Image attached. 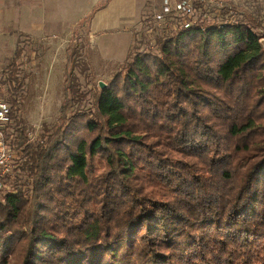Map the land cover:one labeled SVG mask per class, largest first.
<instances>
[{
  "label": "trees",
  "instance_id": "trees-1",
  "mask_svg": "<svg viewBox=\"0 0 264 264\" xmlns=\"http://www.w3.org/2000/svg\"><path fill=\"white\" fill-rule=\"evenodd\" d=\"M227 13L154 28L104 88L80 85L70 50L57 123L34 140L9 133L21 82L6 66L19 163L0 264H264V22Z\"/></svg>",
  "mask_w": 264,
  "mask_h": 264
},
{
  "label": "rangeland",
  "instance_id": "rangeland-1",
  "mask_svg": "<svg viewBox=\"0 0 264 264\" xmlns=\"http://www.w3.org/2000/svg\"><path fill=\"white\" fill-rule=\"evenodd\" d=\"M26 1H29V4L23 3ZM221 1L225 8L220 11H214L209 7L202 8L197 10L193 18L198 19L197 23L213 22L223 25L227 21L223 13L231 9V12L227 13L230 20L228 22L245 21L248 18L264 22V0ZM103 2L104 0H50L48 6L47 4L44 6L46 21L42 27L30 33L24 30L29 26L27 19L30 18L19 15L18 10L42 8V2L0 0V31H2L0 32V100L8 103L6 91L14 87V83H10L9 70L5 69L13 61L18 66L16 75L18 82H21L16 94L18 103L15 111L16 126L9 129L11 137L20 136L16 128H23L34 140L42 133L44 127L52 129L56 125L63 100L67 53L70 54V50L78 53V65L74 70L78 82L88 89L98 86L100 82H108L121 70L128 54L135 48L143 51L151 50L156 33L152 31L155 28L153 21L147 20L160 11L161 0H144L142 5L136 6L138 17L132 5L128 15L125 5L119 13L113 14V17L119 14L122 18L119 21L122 30L111 31L114 25L110 19H107L104 23L109 27L107 28L109 31L94 37L90 32V23L86 22L81 26H77V23L90 13L93 6ZM22 3L28 5L23 7ZM111 15L109 13L108 18ZM104 16L103 14L99 19ZM135 17L137 24L131 30H126L129 25L128 20ZM174 24L179 25L178 21ZM260 41L264 46V38ZM17 45L23 53L16 60Z\"/></svg>",
  "mask_w": 264,
  "mask_h": 264
},
{
  "label": "built area",
  "instance_id": "built-area-1",
  "mask_svg": "<svg viewBox=\"0 0 264 264\" xmlns=\"http://www.w3.org/2000/svg\"><path fill=\"white\" fill-rule=\"evenodd\" d=\"M209 7L214 11H220L226 6L221 0H161V9L147 21H153L156 29L166 27L176 30L175 22L178 21L180 27L189 28L196 18L197 6ZM229 13L231 9H228ZM11 123L10 106L6 101L0 100V193L6 191L7 179L13 177L18 167V157L16 152L6 142L4 135L5 127Z\"/></svg>",
  "mask_w": 264,
  "mask_h": 264
},
{
  "label": "crops",
  "instance_id": "crops-1",
  "mask_svg": "<svg viewBox=\"0 0 264 264\" xmlns=\"http://www.w3.org/2000/svg\"><path fill=\"white\" fill-rule=\"evenodd\" d=\"M33 1H41L42 2V8H35L34 9V8H30L28 6L30 9H32V11H29L30 10L29 8H28L29 10H27V11L25 10V8L18 10V14L19 15H21V16L24 15L25 17L30 18V20L27 19V22H28L29 26L24 28V30L26 32H30V33L33 30L39 29L40 27H42V25L46 21L45 20V17H46L45 14L46 13H45L44 6H45V4H47V6H48V4L50 3V0H33ZM98 1H100V0H98ZM143 1L144 0L137 1V2L136 1L132 2L131 0H110L108 5L104 9L98 11L94 15L93 19L91 20V22H90V32H91V34L94 35V37H96V36L99 37V35L101 33L108 32L109 30L107 28H109V27H107L106 24L104 23L105 21H107V19L108 20L110 19L111 22H113V25H114L113 28L114 29H112L111 31L122 30L121 26H119V21L122 18L120 17L119 14H117L116 16L113 17V14L119 13L120 9L121 8L124 9V6L126 5L127 9H128V15H130V10H131V5H132V9H134V11L136 13V17H138V15H137L138 8H136V6L142 5ZM153 1H155V0H153ZM23 3H28L29 4V1H26V2H23ZM30 4H31V2H30ZM27 5L23 4V7L27 6ZM39 9H40L41 12H39ZM139 9H140V7H139ZM109 13L112 14V15H111V17L108 18ZM103 14L105 16L102 17V19L101 18L99 19V17H101ZM136 17L135 18H130L128 20L127 24H129V25H128L126 30H131L133 28V26H135V24H137L135 22ZM46 19H48V18H46ZM100 24H104V25H100ZM36 26H38V27L36 28ZM20 29H22V28H20ZM0 32L2 33V31H0ZM130 36H131V34H130Z\"/></svg>",
  "mask_w": 264,
  "mask_h": 264
},
{
  "label": "water",
  "instance_id": "water-1",
  "mask_svg": "<svg viewBox=\"0 0 264 264\" xmlns=\"http://www.w3.org/2000/svg\"><path fill=\"white\" fill-rule=\"evenodd\" d=\"M98 85H99L100 88H104L105 87V84L103 82H100Z\"/></svg>",
  "mask_w": 264,
  "mask_h": 264
}]
</instances>
